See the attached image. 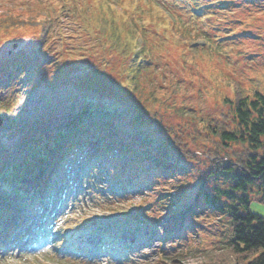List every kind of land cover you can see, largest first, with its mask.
<instances>
[{
  "label": "rangeland",
  "instance_id": "374dc122",
  "mask_svg": "<svg viewBox=\"0 0 264 264\" xmlns=\"http://www.w3.org/2000/svg\"><path fill=\"white\" fill-rule=\"evenodd\" d=\"M210 3H204L207 15L199 14L192 0H0V61L10 56L17 63L42 62L27 81L0 88V105L13 103L7 106L16 112L29 108L28 121L50 111L42 117L48 125L61 117L77 123L79 111L87 114L86 108H102V103L107 108L112 101L119 108H111L116 126L134 131L130 150L143 154L151 148L144 155L155 158L147 160V173H134L133 154L120 150L113 158L98 156L93 138L55 160L57 172L48 173L43 191V172L56 153L49 147L41 168L24 177L26 192L5 197L14 209L0 232V264H204L224 258L230 215L213 210L203 198L198 201L197 188L204 181L212 195L215 188L236 183L218 169L224 163L210 160L218 138L207 135V125L226 127L233 121L230 100L237 88L245 95L264 93V0ZM85 10L92 11L88 18ZM129 13L138 29L129 32L132 39L104 43L102 30ZM174 21L180 37L169 32ZM188 34L194 35L190 47ZM37 43L43 44L41 50L29 57ZM71 61L76 64L67 66ZM125 67L131 71L129 82ZM73 131L77 134L69 138H79ZM146 140L150 144L142 145ZM41 141L26 135L15 146L27 147L24 158H29ZM242 151L231 144L219 155ZM161 156L172 165L162 166ZM211 169L215 173L207 175ZM118 202L123 206L112 204ZM244 209L264 216V203L256 197ZM118 210L128 220L122 221ZM85 217L96 228L81 227Z\"/></svg>",
  "mask_w": 264,
  "mask_h": 264
},
{
  "label": "trees",
  "instance_id": "16d2710c",
  "mask_svg": "<svg viewBox=\"0 0 264 264\" xmlns=\"http://www.w3.org/2000/svg\"><path fill=\"white\" fill-rule=\"evenodd\" d=\"M195 1L197 2V0ZM217 1L227 2L228 0ZM55 11H57L56 8ZM163 12L167 13L165 9H163ZM91 13L92 11L85 10L83 14L88 18ZM95 13L93 12V14ZM132 14L129 13L126 16H121L119 19H112L110 27L102 30L104 33L103 35L106 36L103 42L112 44V39L117 42L118 40L123 41L124 38L125 40L132 39L129 32L132 29L138 31L137 25L133 22V18H131ZM45 20L48 24L52 23L51 18L49 23V17ZM175 24L176 22L174 21V26L169 32L172 33L173 37H180L181 32L178 31L180 26H175ZM139 28L147 29L148 27L140 26ZM46 32H48V28H46ZM197 35H200V33ZM188 36L190 37L187 38V43H184L190 47L189 43L194 35L188 34ZM179 43L180 39L178 38L174 46H177ZM121 44L122 43L118 44V47H120ZM42 45L43 44L38 45V43L37 46L31 45L33 49L28 53V56L33 57L34 54L41 50ZM114 48V46L108 47L109 50ZM118 54L120 55L121 53ZM123 58L124 57H122V59ZM11 60L12 58L8 56L4 61H0V88L10 86L19 80L22 83L27 81L29 76L39 70V66L41 65V63H32L29 59H24L19 63ZM128 60L129 57L122 61L123 63H127ZM73 64H76V62L71 61L67 66ZM125 69L126 67L122 70V73L124 74L125 71V82H129V80L131 81L132 79V76H130L131 71L129 73L126 72ZM27 72L29 73L27 77H19V73ZM111 90L113 93H118V91ZM129 96L131 97L130 93L127 94V97ZM127 97L122 96V98L125 99ZM2 101L3 97L0 96V102ZM130 101L131 100L128 101V99H126V102L129 103ZM230 102L233 103L234 106L233 121L228 123L226 127L209 123L207 125V135L218 138V140L215 141L217 146L215 150L211 152L214 153V155L221 154L219 151L220 149H224V146H231V144L242 146L243 151L241 153L235 152V157L231 156L235 161L239 162L240 166L224 163L218 167L219 170L229 172L236 178V183L229 189L215 188L214 191L217 190V192L212 193V191H210L212 193L211 195L206 190V186H203L204 181H201L197 188V200L202 201L203 198L205 203L210 205L213 210L227 211L229 213L231 238L227 242L225 248L226 255L224 258L220 256L204 264H264V216L250 210L245 212L244 209L250 208L251 199L254 197L264 203V93L255 90L251 95H245L237 88L235 98L233 101L230 100ZM7 105H13V103L8 104L5 102L0 105L2 108V115H4L5 118L3 128L0 130V226H2L11 212V207L8 206L4 197L9 194L20 192L23 189L21 185L22 178L32 176L41 168L40 162L45 163V160H47L49 156V147L55 149L56 153L54 157L63 158L66 153L72 151L76 146L80 148L84 147L91 139L97 138L101 151L99 155L106 153L109 155V158H113L120 154V150L128 151L133 154L131 161L133 164L132 170L135 171L134 173L137 172L142 175L147 173L146 168L149 166L147 160L150 156H145L144 154H149L151 148L144 151L143 154L136 150H130V138L134 131L131 129L130 133L129 131L122 132V129L117 127L119 125L117 124L116 126L114 123V112L111 111V108H117L118 106L112 105V101L107 104L109 105L107 108L104 103H102V108H86L88 113H84L85 115L79 111L77 116L80 117L77 123H72L71 121H74L72 118L67 121V119L61 117L57 119L61 121H56V124H49L48 122V125H46L42 117L45 119L50 116V111L43 113V115H39L38 112L36 113V117L39 116L37 120L28 121L24 118L29 115L26 113L29 108L23 106L21 112H16L15 110H11ZM102 128L105 129V133L104 131H100ZM73 130L80 133L79 138H69L70 135L73 136L77 134L74 133ZM97 132L98 135H96ZM51 134H53L54 137L52 139H47V136ZM26 135H30V137L36 140H42L39 142L36 151L31 153L29 158H24V154H26V150H28L27 147L19 150V148L15 146L16 141L24 138ZM119 135H124V138H118ZM143 144L149 145L150 141H143L142 145ZM136 156H138V158H136ZM152 159L155 160V158H150L149 160ZM158 160H160V158H158ZM161 162L162 166L165 164L169 166L172 165L170 159L163 157L161 158ZM54 168V166H50L45 176H48L49 170H54ZM157 168L161 169V167ZM215 171L216 170L211 169L207 171L206 174L212 175ZM239 192L242 194L239 195ZM222 196H224V201L220 199ZM114 205L123 206L119 203H115ZM118 212L123 221L128 220L126 214H123L120 210H118ZM84 221L87 223L88 219L85 218ZM160 264H164V262Z\"/></svg>",
  "mask_w": 264,
  "mask_h": 264
},
{
  "label": "water",
  "instance_id": "95a60500",
  "mask_svg": "<svg viewBox=\"0 0 264 264\" xmlns=\"http://www.w3.org/2000/svg\"><path fill=\"white\" fill-rule=\"evenodd\" d=\"M4 119L2 117V115L0 114V127L3 125Z\"/></svg>",
  "mask_w": 264,
  "mask_h": 264
}]
</instances>
